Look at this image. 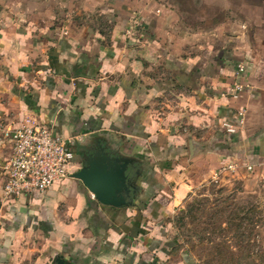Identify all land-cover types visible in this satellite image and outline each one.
I'll return each instance as SVG.
<instances>
[{
	"label": "crops",
	"instance_id": "0c3cea01",
	"mask_svg": "<svg viewBox=\"0 0 264 264\" xmlns=\"http://www.w3.org/2000/svg\"><path fill=\"white\" fill-rule=\"evenodd\" d=\"M60 10L82 21L59 27ZM91 15L111 24L108 34L83 20ZM133 16L140 27L128 36ZM166 21L163 10L125 0H0V264H25L27 236L80 244L87 264L112 252L131 263L165 264L169 243L156 236L162 226L155 222L223 165L258 167L264 160V50L196 47L197 39L172 34ZM239 63L245 72L236 75ZM237 83L243 91L233 99ZM30 118L85 154L101 145L138 159L137 173L128 169L131 204L98 203L72 178L75 162L70 176L45 194L5 198L1 169L11 144L3 130ZM229 123L231 133L224 128ZM64 198L73 205L66 222L56 214ZM56 246L30 264H45Z\"/></svg>",
	"mask_w": 264,
	"mask_h": 264
},
{
	"label": "rangeland",
	"instance_id": "374dc122",
	"mask_svg": "<svg viewBox=\"0 0 264 264\" xmlns=\"http://www.w3.org/2000/svg\"><path fill=\"white\" fill-rule=\"evenodd\" d=\"M125 1L144 4L154 13L163 10L170 32L197 39L196 47L211 43L219 48L229 47V50L236 47L264 50V0ZM57 13L59 27L67 25V20L82 21L81 15L67 16L65 10ZM92 16L90 19L84 16L83 20L89 22L93 20ZM97 17L91 25L102 34H108L111 24L101 16ZM177 44L175 40L171 45L177 47ZM81 167L77 163L73 173ZM218 170L194 183L182 203L155 222L158 227L162 226L155 228L156 236L163 239L164 245L169 243L165 264H264V160L251 172L239 167L236 172L216 175ZM71 207L72 202L66 198L58 202L57 220L72 219ZM60 242H56V246L53 240L27 236L22 242L25 251L21 252L25 264L46 255L51 246L59 249L56 254L51 252L46 257L45 264H55V257L59 255H63L67 264H74L70 255L77 256L76 264H87L81 255L80 244L61 245ZM46 246V251L41 254L42 247ZM69 248L72 249L67 251ZM127 253L132 252L127 250ZM108 254L91 256L88 264H137L118 252Z\"/></svg>",
	"mask_w": 264,
	"mask_h": 264
},
{
	"label": "built area",
	"instance_id": "2783aa9c",
	"mask_svg": "<svg viewBox=\"0 0 264 264\" xmlns=\"http://www.w3.org/2000/svg\"><path fill=\"white\" fill-rule=\"evenodd\" d=\"M140 20L133 16L125 27L124 34L134 35L140 27ZM245 72V65L239 63L236 75ZM243 86L235 84L230 90L231 97L237 99ZM238 125L242 124V113ZM229 132L234 131L232 124H224ZM4 137L11 144V153L2 166V191L7 199H18L26 195H43L54 185L67 179L74 165V141L55 132L51 125L34 118L25 119L16 128L3 130ZM239 167L247 172L255 169L249 161L228 163L219 168L218 174L236 172Z\"/></svg>",
	"mask_w": 264,
	"mask_h": 264
},
{
	"label": "water",
	"instance_id": "95a60500",
	"mask_svg": "<svg viewBox=\"0 0 264 264\" xmlns=\"http://www.w3.org/2000/svg\"><path fill=\"white\" fill-rule=\"evenodd\" d=\"M138 159L129 156H111L101 145L89 155L85 154L84 165L71 176L80 181L103 206L121 208L131 204L132 184L129 181V166ZM55 264H67L63 256Z\"/></svg>",
	"mask_w": 264,
	"mask_h": 264
},
{
	"label": "flooded vegetation",
	"instance_id": "af4514ba",
	"mask_svg": "<svg viewBox=\"0 0 264 264\" xmlns=\"http://www.w3.org/2000/svg\"><path fill=\"white\" fill-rule=\"evenodd\" d=\"M84 151L82 149H79V148H75L74 147V162L77 164V163H80L81 166L84 165V158H85V155H84ZM90 153H87L86 155H89ZM112 155V154H111ZM112 156H116V155H112ZM135 165V164H134ZM131 165L130 169H131V172L133 171L134 173L133 174H136L137 173V167L136 165ZM131 198H129L130 200ZM58 258V257H57Z\"/></svg>",
	"mask_w": 264,
	"mask_h": 264
}]
</instances>
